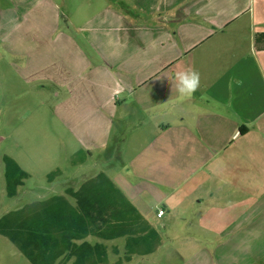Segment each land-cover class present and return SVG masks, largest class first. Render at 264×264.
<instances>
[{
    "label": "crops",
    "instance_id": "1",
    "mask_svg": "<svg viewBox=\"0 0 264 264\" xmlns=\"http://www.w3.org/2000/svg\"><path fill=\"white\" fill-rule=\"evenodd\" d=\"M113 1L63 25L55 0L0 7V57L20 62L0 77L49 90L40 134L0 138L13 149L1 162L27 174L11 197L26 201L0 218L19 212L20 226L50 225L52 208L34 205L59 196L75 207L66 192L103 173L159 238L119 263L124 237L74 241L103 244L107 264H264V49L254 45L264 0H120L124 16ZM182 68L199 73L191 96L176 91ZM36 172L49 186H27ZM64 177L70 184L52 194Z\"/></svg>",
    "mask_w": 264,
    "mask_h": 264
},
{
    "label": "trees",
    "instance_id": "2",
    "mask_svg": "<svg viewBox=\"0 0 264 264\" xmlns=\"http://www.w3.org/2000/svg\"><path fill=\"white\" fill-rule=\"evenodd\" d=\"M254 45L264 49V33L255 35ZM2 162L5 194L11 198L27 174L5 155ZM58 172L48 174L47 179ZM66 193L77 198L75 207L59 196L34 205L35 208H52L48 210L50 225L41 220L35 226L34 223L20 226L16 217L19 212H9L0 218V235L12 243L30 264H54L60 256L57 264H66L71 258L72 264H107L108 254L103 244L74 243L87 236L105 240L124 237L126 255L117 263L128 261L133 254L150 253L158 244L156 232L143 222L137 209L103 173L87 181L78 191ZM81 200L86 203L82 204ZM55 202H62L63 208ZM97 211L99 221L95 215L91 216Z\"/></svg>",
    "mask_w": 264,
    "mask_h": 264
},
{
    "label": "rangeland",
    "instance_id": "3",
    "mask_svg": "<svg viewBox=\"0 0 264 264\" xmlns=\"http://www.w3.org/2000/svg\"><path fill=\"white\" fill-rule=\"evenodd\" d=\"M103 0H55L56 11L59 14L58 23L64 24V19L67 18V14L69 17L74 20L78 18L79 20L90 15L94 10L99 9ZM110 2V0H106ZM112 8L114 10L119 11L121 15H125L124 3L120 0L113 1ZM54 3V2H53ZM6 0H0V7H7ZM133 10H129L128 12H133L137 17L140 15L136 12L135 8L132 7ZM66 17V18H65ZM62 19V20H61ZM138 22L137 20L135 21ZM70 34L73 32L72 29L69 30ZM72 35L76 36L75 33ZM78 37V36H76ZM20 62L12 61L8 55L5 54L3 58L0 57V70L9 71L10 68H15V66H19ZM13 79V82H12ZM28 86L23 87L17 83V80L10 73H6L4 76L0 77V138L3 136L12 137L13 129L19 128L21 134H40V130H43V124L41 121L45 118H49V114L45 116L44 105H46V100H49V90L46 85L43 87ZM39 118V120L33 123V119ZM31 120L29 123H26L25 120ZM24 120V121H23ZM39 124H36V123ZM47 123V121H46ZM32 124V126H31ZM31 127V128H29ZM0 152L8 154H12L13 149L11 147V142H5L4 145L0 142ZM0 153V154H1ZM43 165V164H40ZM90 168L95 167L96 163L94 160L89 161L87 164ZM102 165V164H101ZM64 166H67L64 164ZM68 167V166H67ZM76 170V169H75ZM77 172V171H74ZM90 171L89 173H91ZM70 175V174H69ZM39 173H35V175L30 179L27 183V186L37 184H42L43 186H49L46 183L40 182L38 179ZM68 179V177L66 176ZM65 177L60 179L59 182L55 185H50V188L53 190L52 194L60 193L62 186H66L70 184L65 181ZM40 182V183H39ZM26 201L25 197H15L8 198L5 194L4 180H3V165L0 160V216L8 211L19 208ZM155 226L158 228L159 223H156ZM168 244H174L173 238L167 242ZM108 248L111 245H117L120 247L122 245V241L116 240L114 242L106 243ZM111 258V254H108ZM0 264H29L27 260L17 251L15 246L11 244L5 237L0 236Z\"/></svg>",
    "mask_w": 264,
    "mask_h": 264
},
{
    "label": "clouds",
    "instance_id": "4",
    "mask_svg": "<svg viewBox=\"0 0 264 264\" xmlns=\"http://www.w3.org/2000/svg\"><path fill=\"white\" fill-rule=\"evenodd\" d=\"M199 73L192 68H182L175 73V87L180 96H191L200 86Z\"/></svg>",
    "mask_w": 264,
    "mask_h": 264
},
{
    "label": "built area",
    "instance_id": "5",
    "mask_svg": "<svg viewBox=\"0 0 264 264\" xmlns=\"http://www.w3.org/2000/svg\"><path fill=\"white\" fill-rule=\"evenodd\" d=\"M162 215H163V210L158 209V211H157V213H156V216H157V217H160V216H162Z\"/></svg>",
    "mask_w": 264,
    "mask_h": 264
}]
</instances>
